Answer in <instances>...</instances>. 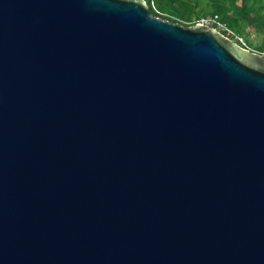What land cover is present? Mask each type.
I'll return each mask as SVG.
<instances>
[{"label": "water", "instance_id": "1", "mask_svg": "<svg viewBox=\"0 0 264 264\" xmlns=\"http://www.w3.org/2000/svg\"><path fill=\"white\" fill-rule=\"evenodd\" d=\"M0 264H264V53L145 0H0Z\"/></svg>", "mask_w": 264, "mask_h": 264}, {"label": "trees", "instance_id": "2", "mask_svg": "<svg viewBox=\"0 0 264 264\" xmlns=\"http://www.w3.org/2000/svg\"><path fill=\"white\" fill-rule=\"evenodd\" d=\"M150 14L170 21L192 24L205 14L216 13L225 25L242 37L240 45L261 52L264 45V0H145ZM249 30L260 35L251 42Z\"/></svg>", "mask_w": 264, "mask_h": 264}, {"label": "built area", "instance_id": "3", "mask_svg": "<svg viewBox=\"0 0 264 264\" xmlns=\"http://www.w3.org/2000/svg\"><path fill=\"white\" fill-rule=\"evenodd\" d=\"M195 22L212 26L232 40L243 42L242 37L230 30L216 13L201 15L195 20ZM261 52L264 53V45Z\"/></svg>", "mask_w": 264, "mask_h": 264}, {"label": "rangeland", "instance_id": "4", "mask_svg": "<svg viewBox=\"0 0 264 264\" xmlns=\"http://www.w3.org/2000/svg\"><path fill=\"white\" fill-rule=\"evenodd\" d=\"M249 39L251 42H258L260 40V35L249 30ZM247 47L251 48L250 46L246 45ZM252 49V48H251Z\"/></svg>", "mask_w": 264, "mask_h": 264}]
</instances>
